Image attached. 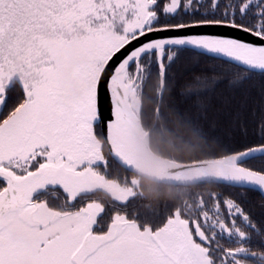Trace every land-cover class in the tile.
<instances>
[{
	"label": "snow or ice",
	"instance_id": "obj_1",
	"mask_svg": "<svg viewBox=\"0 0 264 264\" xmlns=\"http://www.w3.org/2000/svg\"><path fill=\"white\" fill-rule=\"evenodd\" d=\"M146 133L216 184L157 223L104 154ZM0 264H264V0H0Z\"/></svg>",
	"mask_w": 264,
	"mask_h": 264
},
{
	"label": "trees",
	"instance_id": "obj_2",
	"mask_svg": "<svg viewBox=\"0 0 264 264\" xmlns=\"http://www.w3.org/2000/svg\"><path fill=\"white\" fill-rule=\"evenodd\" d=\"M205 124L209 132L214 130L211 118L205 121ZM97 132H100L99 125L97 126ZM181 135H184L185 139L190 141V137L187 133H181ZM148 143L155 153L177 161L188 162L202 159V154L199 150L182 145L178 140L169 137H159L155 134H149ZM104 153L109 159V175L119 179L121 182H125V180L129 181L130 177L134 174L116 163L112 157L107 154L108 151L106 147L104 148ZM215 187L216 184L213 181L190 185H171L140 177V182L136 185V195L134 199H129L126 210L129 214L135 211L138 219L157 223L167 214L168 207L180 204L185 200H190L197 193L206 195ZM222 190L225 192L233 191L226 187ZM46 195H48L51 202L57 203L58 198L62 196L63 193L62 190L56 188ZM260 200L261 196L258 192L252 191L248 193L249 205H259ZM258 210L259 209H257V212ZM254 239L258 238L254 237Z\"/></svg>",
	"mask_w": 264,
	"mask_h": 264
},
{
	"label": "water",
	"instance_id": "obj_3",
	"mask_svg": "<svg viewBox=\"0 0 264 264\" xmlns=\"http://www.w3.org/2000/svg\"><path fill=\"white\" fill-rule=\"evenodd\" d=\"M101 106L102 112L110 114V100L104 94L101 96ZM147 137L146 133L139 143L133 141L130 167H125L120 161L116 162L128 171L158 183L190 185L214 182L210 165L193 163V161L181 162L156 154L149 147Z\"/></svg>",
	"mask_w": 264,
	"mask_h": 264
},
{
	"label": "rangeland",
	"instance_id": "obj_4",
	"mask_svg": "<svg viewBox=\"0 0 264 264\" xmlns=\"http://www.w3.org/2000/svg\"><path fill=\"white\" fill-rule=\"evenodd\" d=\"M149 134H147V136H148ZM147 141H148V137H147ZM148 145H149V143H148ZM150 147V146H149ZM106 149H107V147H106ZM107 151H108V149H107ZM105 154V153H104ZM108 154V153H107ZM157 154V153H156ZM115 161V160H114ZM116 162V161H115ZM117 163V162H116ZM121 166V165H120ZM131 172V171H130ZM132 174H134V175H132L131 177H130V179H129V182H131V184H132V186L134 187V189H135V192H136V185L137 184H139V182H140V177H142V176H139V175H137V174H135V173H133L132 172ZM142 178H144V177H142ZM147 179V178H146ZM123 183V182H122ZM201 183V182H200Z\"/></svg>",
	"mask_w": 264,
	"mask_h": 264
}]
</instances>
